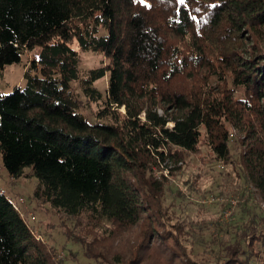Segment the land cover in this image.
Listing matches in <instances>:
<instances>
[{"label": "trees", "instance_id": "obj_1", "mask_svg": "<svg viewBox=\"0 0 264 264\" xmlns=\"http://www.w3.org/2000/svg\"><path fill=\"white\" fill-rule=\"evenodd\" d=\"M263 45L264 0H0V75L30 53L23 85L0 93L2 165L34 176L32 198L56 213L138 225L134 257L161 243L174 264H202L186 245L193 223L171 219L154 171L204 138L264 203ZM75 47L105 61L83 73ZM257 242L264 228L244 226L213 264H249ZM101 244L94 236L85 252L101 260L91 247ZM54 254L0 190V264H55Z\"/></svg>", "mask_w": 264, "mask_h": 264}, {"label": "rangeland", "instance_id": "obj_2", "mask_svg": "<svg viewBox=\"0 0 264 264\" xmlns=\"http://www.w3.org/2000/svg\"><path fill=\"white\" fill-rule=\"evenodd\" d=\"M75 49L80 56L83 73L105 61L100 52ZM29 56L30 53H25L20 62L6 66L0 75V93H9L15 86L23 85V73ZM106 83L107 75L96 81V87L104 90ZM94 109L95 106L91 105L84 110L90 120L93 119ZM167 125L171 126V123ZM230 136L231 149L236 156L238 144L232 138L239 135L233 130ZM220 164L211 158L205 140L201 138L197 151L187 153L183 161H165L161 164V171H154L155 176L162 172L166 179L162 202L168 206L171 219L187 225L193 223L194 229L188 228L186 245L193 249L195 257L202 264H213L215 255L223 258V247L228 246L232 235L244 226L252 224L264 228V203L256 189L248 186L241 169H234L231 164L221 167ZM36 183L34 176L10 177L0 156V190L11 201H16L20 196L24 198L22 215L37 239L55 249V264H111L118 260L124 263L129 260V264L176 263L164 252L161 243L155 244L157 248L143 246L138 250V257H134L132 250L140 239L138 225L114 229L110 224L100 223L94 227L84 218L76 220L54 212L48 203H37L32 198ZM78 235L83 240L77 239ZM94 236L96 242L103 244L91 246L93 251L103 254L101 260H94L85 252L87 242L92 241ZM253 251L255 254L251 255L249 264L264 261V242H257Z\"/></svg>", "mask_w": 264, "mask_h": 264}, {"label": "built area", "instance_id": "obj_3", "mask_svg": "<svg viewBox=\"0 0 264 264\" xmlns=\"http://www.w3.org/2000/svg\"><path fill=\"white\" fill-rule=\"evenodd\" d=\"M11 202H12V206L15 209H19V206L24 203V198L20 196L17 198L16 201H11ZM31 216H33V215H31Z\"/></svg>", "mask_w": 264, "mask_h": 264}]
</instances>
